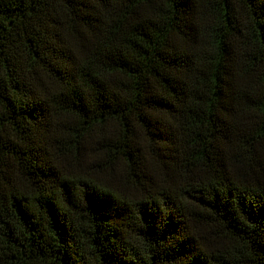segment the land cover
<instances>
[{
    "label": "trees",
    "instance_id": "trees-1",
    "mask_svg": "<svg viewBox=\"0 0 264 264\" xmlns=\"http://www.w3.org/2000/svg\"><path fill=\"white\" fill-rule=\"evenodd\" d=\"M0 264H264V0H0Z\"/></svg>",
    "mask_w": 264,
    "mask_h": 264
}]
</instances>
